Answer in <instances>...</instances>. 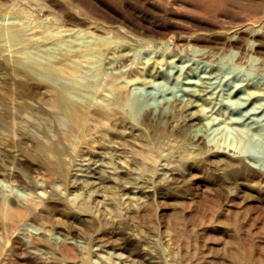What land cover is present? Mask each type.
Returning <instances> with one entry per match:
<instances>
[{"label": "rangeland", "instance_id": "1", "mask_svg": "<svg viewBox=\"0 0 264 264\" xmlns=\"http://www.w3.org/2000/svg\"><path fill=\"white\" fill-rule=\"evenodd\" d=\"M0 11V30L3 31L0 37V95L6 96L7 104L14 110L9 119L14 116L18 122L16 134L0 128V188L7 192V198L21 200L27 192L35 194L39 189L38 179L49 181L46 190L51 187L66 192L73 189L61 183L60 176L38 152L34 136L47 139L44 131L49 130L44 118L49 106L37 97V93L44 90L39 86L44 85V81L32 73L28 76L20 62L42 70L50 64L67 61V57L75 53L72 49L78 40L56 44L53 30L92 26L106 30L111 25H123L124 13H130L143 19L147 26H157L163 33L161 42L124 39L127 47L133 48L131 58L113 64L112 43H104L101 51L84 57L86 70L79 84L84 80L85 84L106 83L112 75L119 76L155 61L157 77L154 83H137L130 87L134 100L133 107L128 109L130 115H122L112 126L113 132L105 136L95 158L110 164L116 157L131 158L132 173L127 176L120 173L121 181L146 190L144 196L150 203L145 217L148 221L159 219L164 226L167 223L175 225L181 238L183 261L192 259L197 250V264H264V184L258 179L232 182L228 172L232 168L206 157L205 153L194 158L176 152L169 158L174 147L184 143L176 130L169 123H143L139 118L145 108H157L174 97L190 100L192 90L198 86L196 83L210 76L212 97L200 111L198 127L188 128V131L202 132L208 144L218 142L223 150L240 155L253 171H264V130L259 137L238 141L239 134L248 125H264V101L260 107L236 105L238 74L244 73L238 69L253 67L252 77L264 82V0H14L2 5ZM78 19H83L85 25H76ZM220 33L231 40L219 38ZM193 34L200 36L199 42L189 39ZM188 43L198 49L190 48ZM251 44L257 45L255 51L248 49ZM232 51H241V57H234L232 61L221 59ZM251 57L259 61L253 63ZM232 64L238 69H233ZM109 84L108 94L101 100L105 104L114 103L122 89L116 92L121 84ZM7 89L9 93H5ZM19 89L31 90L33 97L18 98ZM84 99L85 96L81 97ZM133 125H140L142 131L132 129ZM147 144L161 153L156 170H147L141 161L140 152ZM81 157L78 161L85 169L96 166L91 165L92 162L88 164V155L84 159ZM80 176L85 182L82 180L78 184V190L85 192H129L132 189L120 187L121 181H91L89 177ZM150 224V232L155 233ZM7 264L30 263L15 254L9 257Z\"/></svg>", "mask_w": 264, "mask_h": 264}, {"label": "bare ground", "instance_id": "2", "mask_svg": "<svg viewBox=\"0 0 264 264\" xmlns=\"http://www.w3.org/2000/svg\"><path fill=\"white\" fill-rule=\"evenodd\" d=\"M13 2L14 0H0V9L2 5ZM78 4L81 5V3ZM127 7H131V5L127 4ZM141 13L143 17L146 16L144 11ZM46 17L48 19L49 14ZM122 23L123 25L119 27L108 26L106 30H100L96 26L74 30L54 28L55 31L53 30L52 33L56 40L54 43L78 40L72 49L75 53L67 57V61L50 64L42 70L35 69L31 64L20 62L28 76H32V73L33 76L44 81V85H39L44 90L38 92L37 97L49 106L44 118L49 132L44 131L47 138L45 140L40 135L34 136L38 141V152L43 156V160L48 166L60 176L61 183L73 189H67L66 192L59 187L54 189L51 187L46 190L45 187L49 181L36 179L39 189L35 194L27 192L21 200L15 198L12 200L7 198L5 196L7 192L4 193L0 188V264H7L9 257L15 254L22 256L26 261L28 260L30 264L198 263L196 248L192 259L185 261L181 259V238L175 230L174 224L167 223L164 226L159 219L152 222L145 218L150 211V203L144 196L146 190L121 181L123 177L120 173L126 176L132 173L133 169L129 167L131 158L126 160L121 156L118 159L116 157L114 161L110 159L113 161L112 164L95 158L99 145L104 143L105 136L113 132L112 126L118 123L122 115H130L128 109L134 105L131 95L133 92H130V87L137 83H154L157 77L155 61L148 66L139 67L138 64V68L119 76L112 75L106 83L89 82L85 84L84 80V83L79 84V80L86 70L84 57L101 51V46L104 43L105 45L112 43L110 57L113 64L131 58L133 48L127 47L122 41L124 39L136 38L143 43H152L156 40L161 42L163 33L160 29L157 26L145 25L143 19L133 14L124 13ZM76 25H85V21L78 19ZM50 29L48 27L46 30ZM2 33L3 31L0 30V37ZM219 38L227 42L231 40L222 33ZM189 39L199 42L200 36L193 34ZM191 43H188L190 48L198 49ZM97 48L98 50H96ZM248 49L255 51L257 45L251 44ZM234 57L239 59L241 51H232L221 59L232 61ZM250 59L253 63L259 61L254 57ZM157 64L160 65V63ZM232 65L233 69H238L236 64ZM110 67L111 65L107 68ZM252 68L238 69L240 72L244 71L242 75L238 74L237 93L239 98L236 102L238 106L246 104L251 107H260L259 105L264 101V82H258L252 77ZM109 83L121 84L116 87L115 91L121 87L124 90L121 89L117 95L118 99L116 98L114 103L105 104L101 100L108 94L107 85ZM196 84L198 86L192 90L193 97L190 100L174 97L157 108L147 107L140 115V120L143 123H166L167 125L169 123L176 130V134L184 143L175 146L173 151L168 154L169 158L176 152H182L188 156L193 155L194 158L203 156L202 154L205 153L206 157L215 158L219 162H223L224 166L232 168V171H228L232 182L240 179L250 181L258 179L260 184H264V171H253L240 155L235 151L223 150L218 142L213 145L208 144L202 132L188 131V128L198 127L201 121L200 111L206 108L212 97L210 76L201 79ZM20 86L23 85L20 84ZM5 93H9V90L7 89ZM18 96V98H32L33 94L31 90L19 89ZM83 96L85 99L81 100ZM5 98L6 96L0 95V128L15 133L18 122L14 116L12 120L9 119L10 112H14V110L10 109ZM29 114L31 117H36ZM180 115H183L182 118ZM133 128L142 131L140 125H133ZM263 128L264 125H248L239 134L238 141L242 142L245 137L261 136ZM156 147L158 146L156 145ZM106 150L105 152H107ZM140 154L143 166L148 168L147 170L157 169V161L161 154L157 148L147 144ZM87 155L88 164L92 162L91 165L94 163L96 166H86L85 169L81 165L82 163H79V156L84 159ZM80 175L91 178V181L97 179H107L117 183L121 181L120 187L132 189L129 192L105 191L99 193L85 192L83 189L81 191L78 190V184L85 180ZM140 217L143 219L141 220ZM31 218L34 220L31 221ZM151 222L153 224H150ZM149 224L153 225L155 233L150 232Z\"/></svg>", "mask_w": 264, "mask_h": 264}]
</instances>
